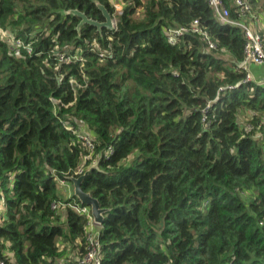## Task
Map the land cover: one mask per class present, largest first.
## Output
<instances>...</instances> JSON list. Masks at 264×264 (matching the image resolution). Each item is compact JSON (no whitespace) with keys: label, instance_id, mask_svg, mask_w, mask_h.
Masks as SVG:
<instances>
[{"label":"trees","instance_id":"obj_1","mask_svg":"<svg viewBox=\"0 0 264 264\" xmlns=\"http://www.w3.org/2000/svg\"><path fill=\"white\" fill-rule=\"evenodd\" d=\"M114 1L0 0V26L33 46L0 38V256L76 264L87 218L70 176L97 158L82 186L107 208L103 264H264V81H243L242 28L207 0ZM97 2L117 27L78 26L70 9L105 19ZM178 26L189 29L171 43Z\"/></svg>","mask_w":264,"mask_h":264},{"label":"built area","instance_id":"obj_2","mask_svg":"<svg viewBox=\"0 0 264 264\" xmlns=\"http://www.w3.org/2000/svg\"><path fill=\"white\" fill-rule=\"evenodd\" d=\"M208 4L214 9L215 14L222 23H231L234 25H238L242 28L245 43H244V58L242 60V67L246 72L245 78L243 81H264V76H256L255 73L252 71V65H263L264 66V36L258 29L257 25L261 22L264 17V14L255 13L253 10L252 4L250 0H234L237 14L239 18H231L230 17V10L224 4L223 0H207ZM114 4L117 8L121 6L120 2L114 1ZM115 27H117L116 19H114ZM189 28L184 26L178 27H168L166 29V36L169 42L175 43L178 41L180 37L184 35L186 30ZM191 30L193 32L203 33L205 38L207 39V43L209 48H215L216 42L211 38L210 35L204 30L201 29L199 26L198 19L194 20ZM0 38L8 41L9 43L13 44L17 53H20L22 49L26 50L27 52H31L33 50V46L31 42H25L21 38L17 37L14 33L10 30L3 28L0 26ZM104 55V52L101 53ZM60 58L67 61H72V57L67 55L65 52L60 54ZM82 60V56L79 57ZM71 83L80 85V82L75 79H70ZM236 84H227L220 86L219 90H224L226 88H234ZM58 101V100H55ZM204 108V111L209 107ZM205 125H209V121L206 116L203 118ZM263 123L258 124V128L262 126ZM66 128L73 130L77 133L80 137H82L85 142L91 147L94 148V143L92 137L89 134H85L79 132L73 123H68L65 125ZM254 129V123L246 122V131H252ZM258 131V130H257ZM261 137V133L259 134ZM261 142L263 144L264 150V132L262 133ZM113 152V147H108L107 151L105 152V157H109L110 154ZM86 157H91V154H87ZM97 158L93 161L96 162ZM83 167L75 170L76 174L81 173ZM60 182L63 185L67 184L65 179H60ZM60 205L58 202H53L52 207L56 208ZM77 212L84 214L87 218L86 220V230H85V237H86V244L85 250L82 255L78 256L76 259V264H103V254H102V244L100 240L101 235V224L95 221L94 216L91 211V207L89 205L83 204L80 201L74 200L70 204ZM0 264H7L6 260L0 256Z\"/></svg>","mask_w":264,"mask_h":264},{"label":"water","instance_id":"obj_3","mask_svg":"<svg viewBox=\"0 0 264 264\" xmlns=\"http://www.w3.org/2000/svg\"><path fill=\"white\" fill-rule=\"evenodd\" d=\"M98 6L103 11V14L105 16L104 20H98L91 17H88L87 14L84 11H81L78 8L70 9L73 13H76L81 16V21L79 22L78 26H80L83 22H89L91 24H94L97 26V28L101 31L103 27H107L109 29H112L115 27L114 17L113 14L106 8L104 4L101 2H97ZM99 161L97 160L92 165H90L83 173L79 175H72L70 176V179L73 183V190L75 196L80 200L81 203L89 205L91 207L92 214L94 216V219L99 224H102L105 217V212L107 211V208L102 207L100 205L99 199L92 195L91 192L84 190L82 186V182L84 178L93 170V168L98 167Z\"/></svg>","mask_w":264,"mask_h":264},{"label":"crops","instance_id":"obj_4","mask_svg":"<svg viewBox=\"0 0 264 264\" xmlns=\"http://www.w3.org/2000/svg\"><path fill=\"white\" fill-rule=\"evenodd\" d=\"M261 24H262V22H261ZM260 67H261V65H252V71L255 73L256 76L264 75V71Z\"/></svg>","mask_w":264,"mask_h":264},{"label":"rangeland","instance_id":"obj_5","mask_svg":"<svg viewBox=\"0 0 264 264\" xmlns=\"http://www.w3.org/2000/svg\"><path fill=\"white\" fill-rule=\"evenodd\" d=\"M112 1H114V0H112ZM120 7V6H119ZM114 17V16H113ZM114 19H116L115 17H114ZM262 76H264V75H261V77ZM264 78V77H263ZM97 161V160H96ZM93 163H94V161H93ZM64 187V186H63ZM66 188H68V186H66ZM68 191H69V189H68Z\"/></svg>","mask_w":264,"mask_h":264}]
</instances>
